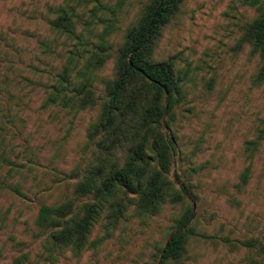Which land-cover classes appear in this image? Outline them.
Returning <instances> with one entry per match:
<instances>
[{
    "label": "rangeland",
    "instance_id": "374dc122",
    "mask_svg": "<svg viewBox=\"0 0 264 264\" xmlns=\"http://www.w3.org/2000/svg\"><path fill=\"white\" fill-rule=\"evenodd\" d=\"M150 1L0 0V264H15L17 257L19 264H159L190 207L194 233L187 253L166 264H264L255 249L224 241L264 243V139L258 149L250 144L264 119V86L255 78L260 56L245 37L264 0H181L153 48L152 60L172 58L184 81L172 129L164 127L181 151L160 211L139 213L134 195L121 191L123 214L111 223L106 204L81 252L44 246L46 230L37 223L42 205L73 200L80 210L98 201L78 185L100 154L95 127L118 51ZM60 7H74L86 46L53 28ZM101 35L112 46L107 52L97 48ZM97 51L104 58L98 67L89 63ZM67 65L70 88L81 82L88 88L65 91L67 101H49ZM168 117L169 109L165 124Z\"/></svg>",
    "mask_w": 264,
    "mask_h": 264
},
{
    "label": "trees",
    "instance_id": "16d2710c",
    "mask_svg": "<svg viewBox=\"0 0 264 264\" xmlns=\"http://www.w3.org/2000/svg\"><path fill=\"white\" fill-rule=\"evenodd\" d=\"M258 1L253 0V3ZM180 2L151 0L138 23L128 31L118 51L116 75L109 81L95 127L98 135L96 147L100 154L96 164L88 169L84 180L78 185L83 194L99 195L98 201L85 202L80 210L78 206L75 208L73 200L57 206H41L37 223L46 230L44 246L50 252L53 253L58 247L74 253L81 252L106 204L113 209L109 216L111 223L117 222L127 204L126 198L119 196L121 191L134 195L136 209L143 214L160 211L162 203L170 195L173 183L170 172L175 156L181 149L176 135L167 136L164 127H172V111L175 103L183 97L184 81L177 73L172 58L154 61L150 56L164 26L178 11ZM75 17L74 7H60L51 25L68 35H75L80 40L79 44L86 46L88 40H83L76 32ZM245 37L252 46V52L260 56L261 65L255 78L258 84L264 86V12L247 24ZM100 40L98 50L107 52L112 46L107 44L104 35ZM101 55L98 51L93 52L89 63L100 66L104 60ZM69 63H73L72 58H69ZM58 77V83L51 86L49 101L55 102L57 98L67 101L70 94L65 91L81 92V89L88 88L86 82L70 88L68 65ZM81 99L86 100L88 96ZM168 109L169 117L165 124L164 116ZM263 139L264 119L258 136L250 143L251 147L258 149ZM119 150L122 156L118 154ZM248 171L242 176L244 184L248 182ZM193 215V207H190L181 216L178 229L162 249L159 264L178 262L187 253L189 236L194 233L191 222ZM224 241L248 246L264 257V243L256 237L243 241L226 236ZM19 262L20 257H17L15 264ZM253 263L257 264V261L253 260Z\"/></svg>",
    "mask_w": 264,
    "mask_h": 264
},
{
    "label": "water",
    "instance_id": "95a60500",
    "mask_svg": "<svg viewBox=\"0 0 264 264\" xmlns=\"http://www.w3.org/2000/svg\"><path fill=\"white\" fill-rule=\"evenodd\" d=\"M167 107H168V104H167ZM165 122V121H164Z\"/></svg>",
    "mask_w": 264,
    "mask_h": 264
}]
</instances>
